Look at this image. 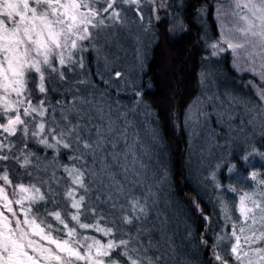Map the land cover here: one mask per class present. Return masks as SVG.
<instances>
[{"label":"snow or ice","instance_id":"obj_1","mask_svg":"<svg viewBox=\"0 0 264 264\" xmlns=\"http://www.w3.org/2000/svg\"><path fill=\"white\" fill-rule=\"evenodd\" d=\"M182 6L0 0V264H264V0H202L191 22ZM197 21L201 94L179 106L183 81L173 57L162 61V100L147 99L155 79L145 80L148 49L138 47L135 67L123 68L113 51L121 32L136 25L159 44L162 22L169 38ZM224 60L250 95L227 83L221 90L216 72ZM96 77L131 92L132 110L152 118L154 144L162 143L161 106L174 126L206 122L208 109L227 125L223 144L216 141L220 155L198 171L187 196L190 255H180L168 217L153 215L158 194L140 155L145 146L137 132L130 137L127 111L114 115L120 102L98 90ZM209 84L214 91H204ZM163 172L157 183L167 180ZM209 189L211 210L201 199Z\"/></svg>","mask_w":264,"mask_h":264},{"label":"trees","instance_id":"obj_2","mask_svg":"<svg viewBox=\"0 0 264 264\" xmlns=\"http://www.w3.org/2000/svg\"><path fill=\"white\" fill-rule=\"evenodd\" d=\"M215 0H209L210 4H213ZM178 3H182V8L178 9L181 14L187 18L189 22L193 19V9L195 6L200 4L202 0H177ZM211 15L208 16L209 28H211ZM167 23L162 22L159 26L160 29V41L159 44L156 41L148 43V60L146 71L148 77H154V87L149 89L148 96L149 100H156L160 102L163 95L165 94L164 81L162 78V61L168 60L171 63V58H175V68L177 69V75L183 81L181 86V92L177 98V103L181 108L186 107L193 98H195L200 92V85L198 84V71L200 64V56L203 50V45H197L195 48L192 45L195 43L194 38L199 31V23H190V31L184 35L173 34L171 37H165V29ZM93 71H95V65H93ZM106 78L108 79L107 75ZM96 84L99 88L105 89L110 96L108 90L111 93L112 101H118L114 98V87L106 86L99 77L95 78ZM236 89V88H235ZM104 90V91H105ZM116 92V91H115ZM119 96L126 98L124 102H120L118 108H114V115H118L121 111H127V119L132 121L133 126L130 127L129 133L133 131L137 132L139 139L141 140L140 129L141 125H148V132L152 133L151 120L152 118L146 119L144 114L140 110H132L131 101L133 99L131 93L121 92ZM122 108V109H121ZM160 118L157 124L160 129V135L162 137V143L156 144L149 153H155L159 155V160H156L158 165L156 167H149L150 162L148 158H145V151L140 153L143 163L146 165V175L148 181L153 183L154 191L157 192V202L153 215L155 216L156 211H159L161 218L167 216L169 224L167 231L170 234H174L173 239L178 247V251L181 256L190 255L193 252V241L185 237V226L184 219L187 213V207L190 201L187 199L188 194L194 193L197 189L196 179L198 171H202L197 163L196 154L192 151L194 146L199 149L198 144H194L192 136L190 135L187 127L182 125L174 126L173 121L168 118L165 107L161 106L159 109ZM183 116L181 114V120ZM148 121V122H147ZM149 133V134H150ZM141 143V142H140ZM142 144V143H141ZM194 144V145H193ZM152 162V158L150 160ZM147 167L150 168L149 174H147ZM167 170V180L163 183H157L164 175L163 170ZM151 176V177H150ZM227 182V181H225ZM213 193L209 189L206 192H201V199L209 210L212 208V201L210 197ZM232 194H229V198ZM195 219V217H193ZM155 221H150L154 223ZM194 228L197 231L202 230L199 224L195 225ZM154 239H160V233L157 229L153 233ZM163 244V240H161ZM203 259H207L206 254L203 255Z\"/></svg>","mask_w":264,"mask_h":264},{"label":"rangeland","instance_id":"obj_3","mask_svg":"<svg viewBox=\"0 0 264 264\" xmlns=\"http://www.w3.org/2000/svg\"><path fill=\"white\" fill-rule=\"evenodd\" d=\"M215 3H216V0L213 2V4ZM209 15H211V19H210L211 28H209V34L212 35L216 32L217 25L213 19L214 13H210ZM137 37H139V40L137 39ZM119 42H120V48L116 49L114 47L113 51L117 52V54L119 55L120 57L119 63L121 64V66L123 68L131 69L135 67V58L137 54V48L145 47V46L147 47L149 43V36L145 35L142 32H139L136 25H132L128 30L121 32L120 37H119ZM216 76H217L218 83L220 84L221 90L223 88V85L227 83L231 87L236 88V90L239 92H243L244 94H247V95L251 94L250 89L241 85L240 77L236 76L235 73H233L228 60H224L221 63L219 69L216 72ZM248 78H249L248 76L243 77L245 81H247ZM105 79H107L106 75H105ZM108 86L114 87V91H113L114 98L118 101L122 100L121 102H124L126 98L119 96L118 93H121V92L131 93L123 89L122 82L117 83L115 82V80H113V82H111ZM97 88L99 91L105 90V89L99 88L98 86ZM117 88H120L121 90L117 92ZM214 90H215V86L212 84H209L207 88L204 89V91H207V92H212ZM108 92L110 94V97H112L110 90H108ZM201 92H202V89L200 87V92L198 93V95H200ZM208 111H209V116L206 122L202 119L199 124L195 126L190 125L189 127H187L190 135L192 136L194 144L196 143V146L198 144L197 147H199V149H196L195 146H194V149L192 148L193 150L192 152L196 154L195 158H197V163L195 164L194 167H197L196 165H198V167H200L201 169H203V167H205L208 163H211L214 157L220 155L221 147L217 145L216 141L219 140L220 144L222 145L223 144L222 137L225 131L228 130L226 124L217 122L216 113L214 111H212L211 109H208ZM243 118L246 120L247 115L245 114ZM146 124L149 125V123H146ZM148 125H141L138 127L140 129V132H142L140 135L143 134L141 136L140 142L145 146L144 151L147 153L145 154L146 156L145 158H148L150 162V165L148 166L156 167L158 165L156 160H159V155L158 154L155 155L154 152L149 153V151L152 148H154L156 144L153 143L151 139V133L148 132L149 130ZM238 127H239V119H237L235 123L233 124V130L234 131L238 130ZM151 158H152V162L150 161ZM201 159L204 160L205 162L204 165L200 164ZM148 169L150 168L147 167V170ZM147 174H149V170ZM231 198L232 197H230V199Z\"/></svg>","mask_w":264,"mask_h":264}]
</instances>
